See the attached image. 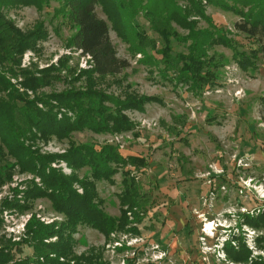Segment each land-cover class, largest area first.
Returning <instances> with one entry per match:
<instances>
[{
	"label": "rangeland",
	"instance_id": "1",
	"mask_svg": "<svg viewBox=\"0 0 264 264\" xmlns=\"http://www.w3.org/2000/svg\"><path fill=\"white\" fill-rule=\"evenodd\" d=\"M119 1L114 0L105 7L100 4L96 11L110 26V38L117 56L127 60L130 68L117 76L96 78V88L119 97L129 92L155 97L159 101L146 104L143 112H124L135 125L132 131L96 134L85 130L72 133L71 139L52 137L26 144L45 156L65 154L70 148V140L76 144L97 146L110 143L118 145L124 157L141 159L146 165L141 169L126 167L112 178L113 182H96L97 192L103 200V211L118 219L122 216L120 199L124 190L123 172H126L129 178L136 180L139 195L154 197L155 207L146 211L129 210L127 217L131 224L109 237L90 226H78L73 235V253L77 257H93L101 264H228L219 260V254L223 256L224 244L234 235L238 236L242 231L247 245L256 246L253 243L254 230L248 226L238 228L243 222L242 214L250 212L256 216L264 208V124L261 121L264 115V58L260 55L257 63L246 70L239 67L235 53L250 55L249 50L256 44L236 32L234 25L241 22V16L229 8L235 6L244 10V7L236 4L238 0H208V3L199 0L209 21L212 19L241 47L235 50L219 44L209 51L210 55H223L227 64L220 69L208 68L210 73L216 74V84L198 94L196 90L182 84L176 86L158 74V70L165 69L160 55L156 56L158 61L161 60L158 70L140 62L144 56L133 47L132 25L142 26L145 33L158 42L159 48L163 42L145 17L146 8L142 7V11L137 8L140 0H132L135 7L131 20L125 14L122 16L121 23L130 33L116 24L111 15L113 8L119 13ZM146 3H150L149 8L158 14L167 9V18L176 32L180 36L188 35L181 26L184 10H175L176 4L189 8L188 0H144L143 5ZM59 7L60 2L53 0L49 7L44 5L42 9L35 6L3 9L8 20L23 33L36 30L42 23L47 32V37L38 42L37 51L25 53L21 68L30 70L37 77L41 70L59 68L50 74L52 83L37 92L25 91L21 86L22 77L7 75L21 94L30 101L36 100L37 106L45 111L48 107L38 101L39 98L84 88L85 78H75L90 68L89 58L69 46L76 29L62 14L53 18V11ZM190 20H196L198 30L209 29L208 22L198 14H192ZM190 43H178L172 39L173 57L176 53L187 55ZM52 105L59 119L75 118L72 111L59 107L57 102L52 101ZM8 160L15 162L10 156ZM51 167L65 176L73 174L63 160L52 163ZM89 173L88 168H83L77 176L83 178ZM31 182L42 187L38 176L23 173L16 167L11 182L0 189V219L3 221L0 242L4 239L6 243H21L26 238L27 224L33 215L44 224L64 222L65 217L54 211L47 198L29 201L30 209L27 210L7 208L5 202L26 203L25 193ZM75 188L83 193L79 185ZM134 213L143 216L139 225L135 223ZM208 222L212 224V230L206 231ZM134 226L139 229V234L127 231ZM16 247L25 252L16 256V262L33 256L30 247L23 244ZM256 250L259 255L251 258L250 263L264 258V250ZM228 251L236 253L232 247H228ZM80 264L88 263L81 260Z\"/></svg>",
	"mask_w": 264,
	"mask_h": 264
},
{
	"label": "trees",
	"instance_id": "2",
	"mask_svg": "<svg viewBox=\"0 0 264 264\" xmlns=\"http://www.w3.org/2000/svg\"><path fill=\"white\" fill-rule=\"evenodd\" d=\"M52 1L0 0V189L11 182L16 167H19L23 173L34 174L41 179L42 187L31 182L25 193L26 203L20 205L18 201L5 202L7 208L16 207L27 210L30 209L29 201L47 198L54 211L62 214L65 220L62 223L44 224L33 215L27 224L26 238L21 243L11 244L1 239L0 264H72V262L80 264L81 260L87 261L88 264H101L98 260L94 261L93 257L79 258L74 255L73 235L78 226H90L109 237L111 233L125 229L128 224H131L127 217L129 210L146 211L156 205L154 197L139 195L136 180L129 178L128 174L123 172L124 190L120 199L122 216L117 219L103 211L101 207L103 200L99 198L96 182L102 180L113 182L112 178L128 166L137 169L146 166L141 159L124 157L118 145L76 144L70 140V148L65 154L43 156L38 149L34 150L26 144L28 141L37 142L49 140L52 137L59 140L71 139L72 133L85 130L96 134H119L132 131L135 125L124 112L126 110L143 112L146 104L159 101L155 97L139 96L129 92L119 97L96 88V78L117 76L130 68L127 60L117 56L110 38V26L96 11L98 5L102 4L105 7L114 0H58L60 7L53 11V18L62 14L76 29L69 40V46L80 52V55L89 58V70H83L75 78L80 80L84 77L86 86L82 89L67 90L60 94L39 98L38 101L48 107L46 111L37 106L36 100L30 101L24 96L25 94H21L7 78L8 74L15 78L22 77L21 86L25 91L37 92L40 88L52 83L50 74L58 71L59 68L51 67L41 70L38 72L39 77L30 70L21 68L25 53L28 50H36L38 42L47 37V32L42 23L36 30L23 33L8 20L3 9L18 6H35L42 9L44 5L49 7ZM124 1H119V13H116L117 10L113 8L111 17L129 34L130 31L121 23L122 16L125 14L131 20L135 4L132 0H127L126 3ZM188 1L191 4L189 8H182L178 4L175 7L176 11L184 10L181 26L188 31L187 36H180L167 18L169 15L167 9H162V12L158 14L150 7L154 10L152 12L149 10L150 3L144 6V0H140L137 8L139 11L143 10L142 7L146 8L145 17L148 18V23H152L153 32L160 36L163 44H159L161 45L159 48L158 42L151 38L150 34L145 33L142 26L135 24L131 27L134 35L133 47L143 54L144 58L140 62L146 66L158 70V62L162 60L165 69L158 70V74L163 79L172 81L176 86L185 85L188 89L202 94L206 89L215 86L217 81L216 74L210 73L208 68L215 66L220 69L227 64L223 55H210L209 51L219 44L235 50L241 46L228 38L212 19L209 21L202 2ZM206 2L208 3V0ZM238 3L244 7V10L235 6L229 7L241 16V22L235 23L234 28L237 33L245 35L256 44L249 50L250 55L239 51L234 55L239 67L246 70L257 63L260 55L264 58V0H238L236 4ZM192 14H198L205 19L209 29L198 30L196 20H190ZM111 17L108 16L109 19ZM172 39H176L178 43L191 41L188 45L189 53L187 55L176 53L173 57ZM157 55L162 57L160 61L157 60ZM52 101L57 102L59 107L72 111L75 118L72 120L66 116L59 119ZM261 121L264 124V115ZM9 156L15 159L14 163L8 160ZM58 160L65 161L73 170L71 176H65L51 167L52 163ZM83 168H88L90 173L79 178L77 173ZM76 185L82 188V194L75 188ZM135 215V223L139 225L143 221V216L140 217L138 213ZM241 220L243 222L238 225L240 230L243 226H248L264 233V208L259 210L256 216L250 212L242 214ZM2 223L0 219V229ZM127 231L140 233L135 226L129 227ZM52 239L55 241L49 242ZM255 243L257 249L264 250V235L258 236ZM21 244L30 247L33 256L16 262L18 254H25L23 248L16 247ZM228 247L234 248L236 253H229ZM223 248L228 260L234 264H264V258L250 263L252 251L242 231L226 242Z\"/></svg>",
	"mask_w": 264,
	"mask_h": 264
},
{
	"label": "built area",
	"instance_id": "3",
	"mask_svg": "<svg viewBox=\"0 0 264 264\" xmlns=\"http://www.w3.org/2000/svg\"><path fill=\"white\" fill-rule=\"evenodd\" d=\"M254 235H255V237H254V241H253V243H255V240H256V238L258 237V236H261V235H264V233L263 232H258V231H256L255 232V230H254ZM255 245H256V243H255ZM249 248L251 249V251H252V256H251V258H255V257H257L259 254H257V247L255 246L254 248H252L251 246H249ZM222 253H223V256H220V254H219V260L222 262H225V263H228V264H234V263H232V262H230L228 259H227V256H226V253L224 252V251H222ZM250 258V259H251ZM252 262V261H251Z\"/></svg>",
	"mask_w": 264,
	"mask_h": 264
},
{
	"label": "bare ground",
	"instance_id": "4",
	"mask_svg": "<svg viewBox=\"0 0 264 264\" xmlns=\"http://www.w3.org/2000/svg\"><path fill=\"white\" fill-rule=\"evenodd\" d=\"M213 223V222H212ZM214 225V224H213ZM207 226V230L206 231H209V230H212V224H210L209 222H208V224L206 225Z\"/></svg>",
	"mask_w": 264,
	"mask_h": 264
}]
</instances>
